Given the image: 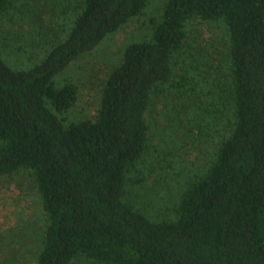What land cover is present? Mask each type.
<instances>
[{"label":"trees","instance_id":"obj_1","mask_svg":"<svg viewBox=\"0 0 264 264\" xmlns=\"http://www.w3.org/2000/svg\"><path fill=\"white\" fill-rule=\"evenodd\" d=\"M150 0H82L66 38L38 65L0 54V177L28 171L45 218L37 264H264V0H168L151 38L128 45L94 121L64 125L78 88L53 78L140 16ZM10 0H0V18ZM194 20L229 38L232 120L215 159L185 185L174 218L153 221L124 201L149 152L151 95Z\"/></svg>","mask_w":264,"mask_h":264},{"label":"rangeland","instance_id":"obj_2","mask_svg":"<svg viewBox=\"0 0 264 264\" xmlns=\"http://www.w3.org/2000/svg\"><path fill=\"white\" fill-rule=\"evenodd\" d=\"M82 0H10L0 18V54L11 69L24 71L63 41ZM168 0H150L144 12L80 56L53 78L73 84L77 101L63 114L64 125L94 121L106 79L125 48L151 38ZM187 40L172 57V76L151 95L146 121L151 148L128 176L124 201L147 218H174L186 182L202 175L215 159L232 120L229 38L222 22L194 20ZM45 218L28 171L0 177V264H37ZM73 264H98L78 259Z\"/></svg>","mask_w":264,"mask_h":264}]
</instances>
